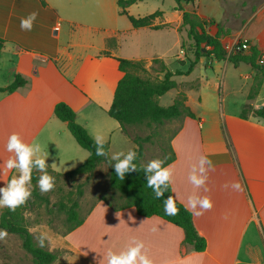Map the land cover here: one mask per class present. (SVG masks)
Listing matches in <instances>:
<instances>
[{
	"label": "crops",
	"instance_id": "crops-1",
	"mask_svg": "<svg viewBox=\"0 0 264 264\" xmlns=\"http://www.w3.org/2000/svg\"><path fill=\"white\" fill-rule=\"evenodd\" d=\"M139 1L127 7L129 14L144 16L133 8ZM182 4L215 21L208 30L215 34L221 28L220 38L229 51L247 39L264 56V0ZM175 6L172 3L168 12L157 9L162 15L153 24L164 25L154 28L125 23L117 0H0L4 41L0 87L17 74L27 80L13 91H0V187L18 175L4 164L14 157L5 148L13 133L26 144L39 143V155L58 172L73 170L88 157L89 151L74 141L67 123L56 116L58 102L72 107L76 121L93 138L99 135L110 142L111 157L136 147L119 121L107 113L123 75L116 58L144 60L147 67L160 58L171 70L172 61L180 59L185 63L178 67L187 68L184 56L194 55L181 46L191 40L182 26L183 11ZM33 12L37 15L31 30H22L20 20ZM151 38L158 39L152 47ZM196 66L211 69L213 75L194 79ZM244 67L245 73L240 72ZM194 69L177 81L174 98L183 91L195 117L173 119L179 123L170 139L176 158L166 166L172 169L173 196L191 211L206 248H190L183 241V229L158 215L142 216L133 206L114 209L99 199L83 216L84 222L62 236V244L77 262L107 264L108 249L118 253L142 241V252L153 264H264V119L241 116L246 103L255 108L264 103V80L260 93L248 100L256 72L249 63L234 65L228 59L208 63L201 57ZM215 88L222 92L219 105L210 99ZM201 156L212 166L207 161L202 165ZM193 173L207 177L204 185L192 184ZM237 182L239 189L233 187ZM189 196H207L212 207L193 208ZM198 211L201 215L194 214Z\"/></svg>",
	"mask_w": 264,
	"mask_h": 264
},
{
	"label": "trees",
	"instance_id": "trees-1",
	"mask_svg": "<svg viewBox=\"0 0 264 264\" xmlns=\"http://www.w3.org/2000/svg\"><path fill=\"white\" fill-rule=\"evenodd\" d=\"M135 1L117 0L120 6V13L126 14L134 27L152 26L159 28L164 25L153 24L156 17L162 15L161 10H155L144 16L129 14L127 7ZM183 1L194 2V0H176L177 4L175 6L176 9L183 11L182 26H186L187 36L191 40L189 45L183 42L181 46L186 53L191 51L194 55L192 57L184 56L188 62L186 69L177 67L173 71L168 68L163 60L154 58L152 64H160L157 71L158 73H163V76H152L144 60L124 57L116 58L123 75L116 85L113 101L107 109V113L119 121L123 132L136 143V147L133 150L137 153V159L134 160V163L137 164L138 169L125 173L123 179L117 177L111 166L115 161L111 160L109 154L110 142L103 141L100 144V147L105 151V155L97 156L94 138L84 126L76 121L75 111L65 102H58L54 110L56 116L67 123L76 141L89 151V155L83 163L73 170L58 172L46 163L47 168L44 171H47L50 176L55 178L74 177L82 174L89 175L93 173L100 163H107L109 166V186L119 193L121 202L113 203L107 196H102V200L106 201L114 209L133 206L137 213L142 216L158 215L180 226L184 232V243L195 251H202L206 248V239L196 229L191 211L173 196L171 183H169L168 189L164 191L163 197L160 198H155L152 190L146 187L147 176L150 173L144 171L146 165L142 162V158L144 155V143L151 140V134H132L131 128L139 130L142 128H155L167 120H173L183 115L195 117L194 112L185 102L186 95L183 91L178 92L174 101L166 106L160 103L159 96L172 88H176L178 82L174 79V76L189 74L201 57L206 58L208 63L213 60L224 59L230 60L234 65H238L240 62L249 63L256 72L247 95L248 100L255 98L260 93L264 80V62L262 53L254 46L244 50L241 48V43H238L234 50L229 51L220 38L221 28L215 34H211L208 30V27L215 24V21L201 18L195 10L185 9L182 4ZM217 25L219 26V24ZM3 43L4 41L0 39V53ZM178 62L180 65H184L185 60L178 59ZM26 82V78L17 74L9 85L0 87V91H13L25 85ZM250 115L264 119V103L257 108L253 107L250 102L246 103L242 108L241 116L247 118ZM169 151L164 157V166L176 158L175 151L170 144ZM119 158L123 157L120 156ZM40 174L41 170L34 166L30 185L31 196L24 204L18 206L15 211H10L7 207L0 208V229L19 236L22 247L31 254L34 264H51L58 258V250H51L46 245L45 240L43 247L40 246V239H36L34 233L29 229L25 213L36 204L45 203L50 207L51 212L57 211L66 214L67 231H71L84 222V217L80 215L79 211V198L83 194V188L79 185L76 192L69 190L49 205L50 197L41 193L37 186ZM169 195L173 196L178 209L175 215H167L163 210L164 198Z\"/></svg>",
	"mask_w": 264,
	"mask_h": 264
},
{
	"label": "rangeland",
	"instance_id": "rangeland-1",
	"mask_svg": "<svg viewBox=\"0 0 264 264\" xmlns=\"http://www.w3.org/2000/svg\"><path fill=\"white\" fill-rule=\"evenodd\" d=\"M172 3L177 4L176 0H142L137 2L133 8L139 13L146 15L160 8L166 12L171 11ZM121 18L125 23L131 24L127 15L126 17L122 16ZM148 41L150 42L151 47L158 43L157 38H151ZM179 64L178 59H176V61L173 60L171 68L175 70ZM159 66V63H154L148 66L149 73L152 76H163V73H158L157 71ZM246 70L247 67H244L240 72L245 73ZM205 73H207L209 77L213 75L211 69H203L202 66H196L194 71L191 73V76L196 79ZM219 75H221V72ZM186 76L188 77L189 74ZM186 76L176 75L174 76V79L179 81L184 79ZM218 78L217 75H215V79L219 80ZM183 86L184 84H181L182 88ZM175 91L176 89L172 88L163 95L159 96L160 103L162 105L171 104L174 101ZM221 95L222 92L220 90L216 88L212 90L210 95L211 102L214 104L218 103L219 105ZM178 127L179 123L177 121L167 120L165 123L156 126L155 128H142L140 130L131 128L132 134H151V140L144 143V155L142 162L145 165H147L148 161L153 158L164 159V157L170 152V139L177 131ZM70 136H72L74 141L76 140L71 131ZM64 141L65 139L60 140L62 144H65L63 143ZM112 153H114V151ZM52 177L54 179V187L44 193L50 197V201L48 203L49 205L69 190L76 192L79 185L83 188V194L79 198V211L81 216H84L89 208L96 203V201L101 199L102 196H107L113 203L121 202L119 193L111 189L109 186V166L105 162L100 163L93 173L89 175L82 174L74 177ZM49 208L50 207L45 203H41V205L36 204L32 209L26 211L25 214L29 229L34 233L36 239H41V236L44 235L46 245L51 250H58V258L51 264H88L83 261L77 262L72 250L62 244V236L67 232L66 214L64 212L57 211L51 212ZM6 233L7 234L3 238H0V264H34L31 254L22 247L19 236L7 231Z\"/></svg>",
	"mask_w": 264,
	"mask_h": 264
},
{
	"label": "clouds",
	"instance_id": "clouds-1",
	"mask_svg": "<svg viewBox=\"0 0 264 264\" xmlns=\"http://www.w3.org/2000/svg\"><path fill=\"white\" fill-rule=\"evenodd\" d=\"M36 13H30L26 18L20 20V28L22 30H31L32 22L36 18ZM102 136L94 137V144L96 145L95 153L97 156H104L105 151L100 144L102 143ZM5 148L8 152L14 153V157H10L4 162L5 167L9 170L15 169L18 175H14L11 179L7 181L5 186L0 187V208L7 207L10 211H15V209L24 204L25 201L31 196V181L33 167L41 170L39 179L37 180V186L41 193L48 192L54 187V179L44 171L47 168L46 157H41L39 153L41 152V146L39 143L26 144L24 143L18 134L13 133L8 137ZM122 156L123 158H119ZM137 159V153L133 149H129L126 154L122 152H117L112 155L111 160L115 163L111 166L117 177L123 179L125 173L131 172L138 169L137 164L134 160ZM208 162L211 167V161L207 159L206 156H201V164ZM201 172L204 168L201 167ZM144 171L150 173L147 176L146 187L152 190L155 198L163 197V193L168 189L172 169L170 166H164V159L153 158L148 161ZM206 176H197L195 173L191 174L189 179L195 186L204 185ZM163 186V187H162ZM233 187L239 189V182L235 183ZM189 205L191 207H196L198 204L201 209H210L212 207L211 200L205 196L203 198L189 196ZM163 210L167 215H175L178 211L173 196L169 195L164 198ZM195 215H201L198 211L194 213ZM6 231L0 229V238L6 235ZM45 236L42 235L39 240L41 247L44 245ZM144 244L142 241H138L135 246H129L125 250L120 252H113L108 249L105 253L107 264H153V261L142 252Z\"/></svg>",
	"mask_w": 264,
	"mask_h": 264
},
{
	"label": "built area",
	"instance_id": "built-area-1",
	"mask_svg": "<svg viewBox=\"0 0 264 264\" xmlns=\"http://www.w3.org/2000/svg\"><path fill=\"white\" fill-rule=\"evenodd\" d=\"M239 43H241V48H243L244 50H247L250 47L247 39H243L239 41ZM262 59L264 60V56H262Z\"/></svg>",
	"mask_w": 264,
	"mask_h": 264
}]
</instances>
